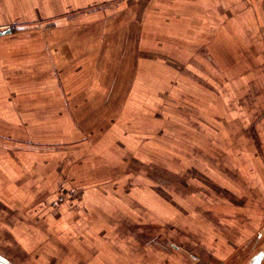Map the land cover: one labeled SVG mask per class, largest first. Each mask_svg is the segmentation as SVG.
I'll use <instances>...</instances> for the list:
<instances>
[{
	"label": "rangeland",
	"instance_id": "374dc122",
	"mask_svg": "<svg viewBox=\"0 0 264 264\" xmlns=\"http://www.w3.org/2000/svg\"><path fill=\"white\" fill-rule=\"evenodd\" d=\"M7 29L4 261L264 254V0H0Z\"/></svg>",
	"mask_w": 264,
	"mask_h": 264
},
{
	"label": "water",
	"instance_id": "95a60500",
	"mask_svg": "<svg viewBox=\"0 0 264 264\" xmlns=\"http://www.w3.org/2000/svg\"><path fill=\"white\" fill-rule=\"evenodd\" d=\"M10 30L7 29V30H4V31H0V35H3V34H6V33H9ZM264 257V254L262 252H258L257 254H255V256L251 259V262L250 264H259L262 260V258ZM0 264H9L7 263L6 261L0 259Z\"/></svg>",
	"mask_w": 264,
	"mask_h": 264
},
{
	"label": "crops",
	"instance_id": "0c3cea01",
	"mask_svg": "<svg viewBox=\"0 0 264 264\" xmlns=\"http://www.w3.org/2000/svg\"><path fill=\"white\" fill-rule=\"evenodd\" d=\"M58 1H60V2H62V1L67 2L68 0H58ZM69 1H71V0H69ZM73 1H76V0H73ZM88 1H90V0H88ZM91 2H92V1H91ZM49 7H51V4H49ZM80 7H82L81 4H80ZM35 192H36V189H34L32 193L35 194ZM253 220H256V219L254 218Z\"/></svg>",
	"mask_w": 264,
	"mask_h": 264
},
{
	"label": "flooded vegetation",
	"instance_id": "af4514ba",
	"mask_svg": "<svg viewBox=\"0 0 264 264\" xmlns=\"http://www.w3.org/2000/svg\"><path fill=\"white\" fill-rule=\"evenodd\" d=\"M0 259H2L1 257H0ZM3 260V259H2Z\"/></svg>",
	"mask_w": 264,
	"mask_h": 264
}]
</instances>
